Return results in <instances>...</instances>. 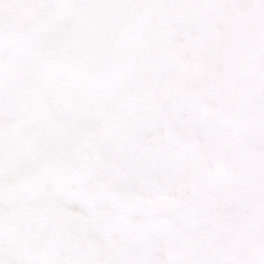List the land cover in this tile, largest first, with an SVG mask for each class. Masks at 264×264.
Here are the masks:
<instances>
[{
  "label": "snow or ice",
  "instance_id": "1",
  "mask_svg": "<svg viewBox=\"0 0 264 264\" xmlns=\"http://www.w3.org/2000/svg\"><path fill=\"white\" fill-rule=\"evenodd\" d=\"M0 264H264V0H0Z\"/></svg>",
  "mask_w": 264,
  "mask_h": 264
}]
</instances>
